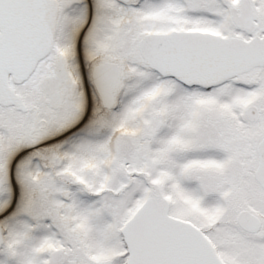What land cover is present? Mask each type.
Here are the masks:
<instances>
[{"label":"snow or ice","instance_id":"6c2138e0","mask_svg":"<svg viewBox=\"0 0 264 264\" xmlns=\"http://www.w3.org/2000/svg\"><path fill=\"white\" fill-rule=\"evenodd\" d=\"M0 264H264V0H0Z\"/></svg>","mask_w":264,"mask_h":264}]
</instances>
